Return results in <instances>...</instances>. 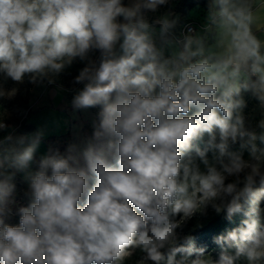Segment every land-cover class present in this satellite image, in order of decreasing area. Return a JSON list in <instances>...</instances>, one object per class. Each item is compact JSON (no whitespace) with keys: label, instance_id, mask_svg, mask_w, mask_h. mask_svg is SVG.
<instances>
[{"label":"clouds","instance_id":"clouds-1","mask_svg":"<svg viewBox=\"0 0 264 264\" xmlns=\"http://www.w3.org/2000/svg\"><path fill=\"white\" fill-rule=\"evenodd\" d=\"M171 3L0 0V75L51 84L86 61L71 106L100 107L82 151L71 144L26 175L29 202L15 225L6 222L15 174L43 133L11 151L13 135L0 139V264H125L137 249L138 264H264V0H207L202 27L179 36L172 11L145 15ZM17 91L0 84V98ZM244 93L258 102L255 128ZM209 207L229 221L244 216L216 237L234 248L217 260L178 231Z\"/></svg>","mask_w":264,"mask_h":264},{"label":"rangeland","instance_id":"rangeland-1","mask_svg":"<svg viewBox=\"0 0 264 264\" xmlns=\"http://www.w3.org/2000/svg\"><path fill=\"white\" fill-rule=\"evenodd\" d=\"M129 0H125L127 4ZM190 0H172L169 6H161L155 13L146 11L149 22L155 18L164 15L168 11H172L175 16L179 17V23L175 29V34L180 35L186 27L192 26L195 29L202 27L201 16L206 14V6L197 5L193 8L189 7ZM199 8L195 9V8ZM204 9V10H201ZM201 13H200V12ZM158 27V26H157ZM167 54V53H166ZM99 52H93L90 54V58L94 61H98ZM80 61L76 59L75 62ZM69 66L56 77H54V83L49 84L47 79L42 82L32 83L27 77L23 83L13 82L10 78L5 79L0 75V84H3L5 90H11L17 88V94L12 99L0 98V120H3L8 125L7 131L18 132L19 127L24 122L33 126V135L40 131L43 133L41 136L39 148L44 145L48 148V155L54 154L59 151L61 155H67V149L69 145H77L78 150L82 151L86 147L87 142L90 141L91 132L94 131L95 120L98 118L99 109L92 111L88 109L76 110L71 106V100L75 92L83 87L82 84L73 83V73L69 72ZM247 94V93H244ZM248 99L250 95L247 94ZM249 105V100L246 101ZM45 104L51 109V114L42 120V104ZM254 105L249 106L245 111L246 117H249V113L252 112ZM255 115H260L259 110H256ZM57 116L59 117L57 120ZM60 119V120H59ZM59 120V121H58ZM33 123V124H32ZM65 123V124H64ZM68 125L63 130V126ZM255 122L251 121V127L254 128ZM1 133H4L0 131ZM31 132V131H30ZM2 137V136H1ZM248 156V155H247ZM245 155V158H247ZM14 183L16 184L15 192V204L12 206H27L28 198L24 193L28 190V187H23L20 184V180L15 178ZM264 208V207H263ZM214 209L209 207L206 210V215L197 214L190 221L186 223L182 231L181 236L193 230L197 227V224L201 225L207 218L215 215ZM7 223H13V213L6 219ZM15 225V224H14ZM216 253L215 249L208 250L207 254ZM151 264L152 262H146Z\"/></svg>","mask_w":264,"mask_h":264},{"label":"trees","instance_id":"trees-1","mask_svg":"<svg viewBox=\"0 0 264 264\" xmlns=\"http://www.w3.org/2000/svg\"><path fill=\"white\" fill-rule=\"evenodd\" d=\"M207 4V0H190L189 3V7L193 8L197 5H202V6H206ZM87 62L86 61H77L75 62L73 65H68V69L70 70L69 72H72L74 77H73V81L74 78L79 75V72L86 66ZM244 99L247 101L249 100V105L247 103V107L244 109V114L246 116L245 111L249 108V106L254 105L253 110L257 109V105L258 102L252 98L248 99L247 94H243ZM92 111H96L97 109L100 110V107H94V108H89ZM253 110L251 113H249V115L251 116L253 113ZM260 119V115H255L254 119H252L256 122ZM95 124H98V118L95 120ZM254 125V128H255ZM33 130V126H31L30 124H21L19 127L18 132L20 133H25V132H30ZM258 131V129H257ZM91 132V138L93 137V133L94 131H92L90 129ZM207 134H205L204 139L202 141L197 142V146L200 147L201 149H203L206 145L207 142ZM257 146L260 148H264V144H261L260 141H257ZM230 151H238L239 150V144H235V145H230ZM244 155H248L247 151L245 150ZM208 157L209 159L212 158V153L209 152L208 153ZM199 162V161H197ZM12 207V213H13V223L14 224H18L19 222V215L17 213V206H11ZM261 207H264V201L261 202ZM244 219L243 214H238L236 216L233 217V219L231 221H229L228 219H226V212H221L219 214H215L209 218H207L199 227H195L193 230H191L190 232L186 233L184 236H188L191 235L194 240L193 243L195 245L196 248H203L204 249V254L205 255H211L212 259L217 260L219 259V255L221 252H227L229 254H231L234 251V248L225 243V244H217L215 242L216 237L221 236V235H227V233L231 230H233L234 228L240 226L241 221ZM181 243H183V241H181ZM215 249L216 253H212V254H207L208 250H212ZM199 255V253H194L193 255V259L196 258V256ZM142 254L139 252V250L137 249L133 255L129 258H126L125 264H138V262L141 259ZM149 264V263H146ZM152 264V263H151ZM237 264H245V261L243 260V258H241V260L237 261Z\"/></svg>","mask_w":264,"mask_h":264},{"label":"crops","instance_id":"crops-1","mask_svg":"<svg viewBox=\"0 0 264 264\" xmlns=\"http://www.w3.org/2000/svg\"><path fill=\"white\" fill-rule=\"evenodd\" d=\"M129 3V2H128ZM195 9H198V10H200L198 7L197 8H195ZM201 10H204V9H201ZM200 12V11H199ZM201 13V12H200ZM204 17L203 16H201L200 17V19H201V23H203L204 22V19H203ZM258 36H261V32L260 31H257V33H256ZM262 39H264V37H261ZM42 110H44V111H42V113H41V115H42V120H45L48 116H49V114L51 115V116H53L54 117V115L53 114H51V109H49L47 106H45V104L43 103L42 104V108H41ZM55 118H56V116H55ZM59 117L57 116V118H56V120L58 119ZM60 120V119H59ZM58 120V121H59ZM27 122H29V121H27ZM27 122H25V124H27ZM33 124V123H32ZM65 124V123H64ZM33 126H34V124H33ZM65 127H68V125H64L63 126V128H62V130L65 128ZM4 133H1V139H3L4 138V136L5 135H8V133L10 132L9 130L7 131V130H4L3 131ZM33 133H34V131H31V132H25V133H20V132H14V133H11L12 135H13V141L10 143V144H8L7 145V148L11 151V150H17V149H20V148H22V147H26L29 143H30V139H31V137L33 136ZM27 137V139H25V142H24V145H19L18 143H17V140H18V138L19 137ZM5 154H10V153H5ZM46 155H48V148H47V146L45 147L44 145H42L40 148L38 147L37 148V150H36V152H35V154H34V159H33V161L29 164V166L26 168V169H24V170H21V171H16V174H15V178H17L18 180H20V184L23 186V187H28V183H27V181H26V179H25V177H26V175L28 174V173H34L35 171H37L38 170V163H39V161H40V159L42 158V157H44V156H46ZM0 158H2V157H0ZM12 171H15V170H12Z\"/></svg>","mask_w":264,"mask_h":264},{"label":"built area","instance_id":"built-area-1","mask_svg":"<svg viewBox=\"0 0 264 264\" xmlns=\"http://www.w3.org/2000/svg\"><path fill=\"white\" fill-rule=\"evenodd\" d=\"M188 28H193L192 26L186 27L183 32H186L188 30ZM7 125V124H6ZM3 132V131H2ZM13 133V131H10L8 134ZM0 139H1V132H0Z\"/></svg>","mask_w":264,"mask_h":264}]
</instances>
